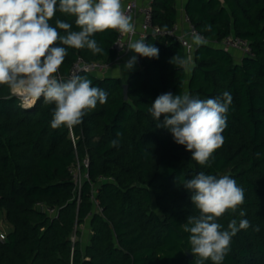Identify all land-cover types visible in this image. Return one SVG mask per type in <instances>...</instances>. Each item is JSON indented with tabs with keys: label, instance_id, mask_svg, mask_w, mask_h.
<instances>
[{
	"label": "trees",
	"instance_id": "obj_1",
	"mask_svg": "<svg viewBox=\"0 0 264 264\" xmlns=\"http://www.w3.org/2000/svg\"><path fill=\"white\" fill-rule=\"evenodd\" d=\"M152 7L154 23L170 27L177 20L175 0H153ZM185 10L209 41L196 44L190 73L185 64L170 62L176 55L188 59L180 41L150 35L147 44L159 49L158 58L141 56L140 67L126 78L78 74L104 90L107 102L72 128L51 127L54 104L41 98L24 105L0 85V214L12 225L0 241V264H195L182 225L199 210L184 181L201 172L229 175L244 190V203L217 220L223 230L232 219L251 225L232 238L223 264H264V0H188ZM75 19L57 11L49 23L55 27L61 20L79 30ZM231 33L247 39L254 55L236 60L215 43ZM93 38L104 51L67 48L58 78H69L78 56L114 61L117 31ZM186 88L201 99L225 91L233 98L224 143L204 166L191 160L168 129L157 127L164 116L158 122L150 112L159 95H182ZM113 140L119 143L110 146ZM87 153L90 167L82 171L91 180H85L78 200L70 166ZM84 223L90 232L86 243Z\"/></svg>",
	"mask_w": 264,
	"mask_h": 264
},
{
	"label": "clouds",
	"instance_id": "obj_2",
	"mask_svg": "<svg viewBox=\"0 0 264 264\" xmlns=\"http://www.w3.org/2000/svg\"><path fill=\"white\" fill-rule=\"evenodd\" d=\"M57 11L74 16L79 30H71L72 25L61 20H56L53 27L49 21ZM130 21L123 11L122 0H0V85L28 98H42L44 103L54 104L53 129L79 125L88 111L107 102V93L92 86L86 77L73 75L65 80L55 75L67 56V48L102 53L104 49L93 38L94 34L109 29L133 33ZM211 27L206 25L205 30L211 31ZM58 29L66 34L61 35ZM193 41L197 45L206 43L199 34L193 36ZM127 49L142 57L159 56V49L143 39L130 41ZM135 62L136 57H131L125 68L131 69ZM170 62L186 64L177 55ZM232 99L227 91L222 97L207 99L187 92L176 96L168 92L155 99L150 112L158 122L163 115V123L157 127L168 129L174 142L191 153V160L204 166L224 143L222 133L227 127ZM118 143L113 140L110 146ZM184 187L191 191V203L199 210L198 216H189L182 225L183 231L190 234L188 242L195 264H206L209 260L212 264H223L232 238L251 226L247 219H241L239 224L232 219L223 230L217 222L244 203L243 188L229 175L217 177L203 172L185 180ZM244 215L241 211L240 216Z\"/></svg>",
	"mask_w": 264,
	"mask_h": 264
},
{
	"label": "built area",
	"instance_id": "obj_3",
	"mask_svg": "<svg viewBox=\"0 0 264 264\" xmlns=\"http://www.w3.org/2000/svg\"><path fill=\"white\" fill-rule=\"evenodd\" d=\"M152 1L153 0H149L147 3H141L139 0H128L126 2L123 11L125 15L131 18L130 22L134 26V32L120 33L117 31V38L113 44V48L117 52V56L114 61H88L82 56H78L71 68L69 78L73 75H78L82 71L95 73L100 76L106 75L114 66L120 65L128 57L135 56L136 62L139 64L141 56L131 50H128L127 45L130 41L134 42L141 39L147 43V39L150 35L154 37H173L181 42L188 54L193 53L196 47V43L193 41V36L195 34H199L206 40V42H209L203 33L197 29L187 13L184 15L182 21L176 20L175 23L170 27H162L161 25L154 23ZM184 24L185 27L183 26ZM215 43L221 45L229 51L236 50L240 51L243 55H254V50L250 42L247 39L232 33L225 36L221 41H216ZM121 45H123L125 48ZM35 101L36 99L28 97H25V99L21 100L22 104L24 105L32 104ZM89 166V155H85L83 159L78 158L77 161L70 166V172L72 173L73 180L77 182V180L81 177L83 172L82 170H88ZM85 174L87 175L88 180H91L89 173L85 172ZM101 179L107 180L105 177H101ZM81 189H79V196H77L78 200H80ZM38 208L48 212L51 215L57 213V209L55 207L47 206L44 203H38ZM6 238L7 233L0 230V241H4Z\"/></svg>",
	"mask_w": 264,
	"mask_h": 264
},
{
	"label": "crops",
	"instance_id": "obj_4",
	"mask_svg": "<svg viewBox=\"0 0 264 264\" xmlns=\"http://www.w3.org/2000/svg\"><path fill=\"white\" fill-rule=\"evenodd\" d=\"M128 0H122V8H124L126 2ZM149 0H139V2L141 3H147ZM188 0H175V4H176V9H177V20L182 21L184 15L186 14V10H185V6L187 4ZM185 27V24L183 25ZM235 57L236 60H240L243 56V54L240 51H236V50H232L231 51ZM131 57H128L124 62H122L120 65H116L114 66L109 72L108 75L111 76H121V77H125L126 76V72H128L127 74L129 75V73L135 69H138L140 67V65L136 62L133 67L131 69H126L125 65L126 63L129 61ZM189 68L187 69L190 73V70L192 69L193 65H194V55L193 53L188 54V59L186 60V64L185 66ZM115 69H120V73H118V75H114L113 73H111L112 70ZM122 71V73H121ZM125 75V76H124Z\"/></svg>",
	"mask_w": 264,
	"mask_h": 264
},
{
	"label": "rangeland",
	"instance_id": "obj_5",
	"mask_svg": "<svg viewBox=\"0 0 264 264\" xmlns=\"http://www.w3.org/2000/svg\"><path fill=\"white\" fill-rule=\"evenodd\" d=\"M136 63V62H135ZM189 68V65H188V67H187V69ZM129 70V69H128ZM120 71V69H115V70H112L111 71V73H115L114 75H118V73H120L119 72ZM110 72H108L106 75H108ZM121 73H122V71H121ZM128 72H126V76L125 77H123V78H126L127 76H128V74H127ZM186 92L188 93V90H187V88H186ZM14 94L20 99V100H23V99H25V97H26V95H23L24 93H22V92H14ZM32 102V101H31ZM74 136V137H73ZM71 137L74 139V140H76V136H75V134L73 133V135H72V133H71ZM86 155H89L88 153L86 154ZM89 158H90V156H89ZM91 160V159H90ZM91 163V162H90ZM90 167V166H89ZM88 178H87V175L85 174V172L83 171L82 172V174H81V177L77 180V182H75L74 181V183H75V186H74V195L75 196H79V189H81L82 188V186H83V184H84V182H85V180H87ZM104 181V180H103ZM94 192V191H93ZM95 204H96V206L98 207L99 205H98V201L95 199ZM5 212L4 211H2L1 212V214H0V230H2V231H4V232H9L10 231V229H11V227H12V225H11V223L8 221V220H6V218H5ZM80 228L83 230V243H86L87 241H89L88 240V237H89V234H90V232L87 230L88 229V224H86V223H84V224H82V225H80ZM75 238V237H74Z\"/></svg>",
	"mask_w": 264,
	"mask_h": 264
},
{
	"label": "water",
	"instance_id": "obj_6",
	"mask_svg": "<svg viewBox=\"0 0 264 264\" xmlns=\"http://www.w3.org/2000/svg\"><path fill=\"white\" fill-rule=\"evenodd\" d=\"M127 89H128V84H124V96H125V99L128 98ZM188 255H189V257H191V258L193 257V256L191 255V253H189V252H188Z\"/></svg>",
	"mask_w": 264,
	"mask_h": 264
}]
</instances>
